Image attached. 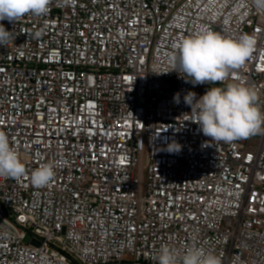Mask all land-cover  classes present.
I'll return each mask as SVG.
<instances>
[{"label":"built area","instance_id":"built-area-1","mask_svg":"<svg viewBox=\"0 0 264 264\" xmlns=\"http://www.w3.org/2000/svg\"><path fill=\"white\" fill-rule=\"evenodd\" d=\"M0 23L13 32L0 131L26 168L0 177V264H157L165 245L264 264V134L210 141L183 102L195 86L168 59L201 28L250 35L245 65L201 95L243 80L264 112V13L251 0H52L46 16ZM44 163L55 177L36 188Z\"/></svg>","mask_w":264,"mask_h":264},{"label":"clouds","instance_id":"clouds-1","mask_svg":"<svg viewBox=\"0 0 264 264\" xmlns=\"http://www.w3.org/2000/svg\"><path fill=\"white\" fill-rule=\"evenodd\" d=\"M67 5L69 0H59ZM52 0H0V21L14 25L26 15L46 16ZM258 13H264V0H251ZM42 33L35 31L33 38L39 39ZM13 39L12 30L0 23V46ZM169 54L171 71L191 83L217 84L228 81L234 70L240 69L254 51V41L250 35L231 38L211 29L201 28L196 33L182 38L173 44ZM170 72V71H169ZM167 73V72H166ZM180 103V94L174 95ZM257 92L243 80L227 83L226 87H210L197 97L193 91L183 96V102L191 108V121L199 126L210 141L230 143L239 139L264 134V112L257 104ZM181 149L174 140L167 145L168 152ZM26 174V168L19 153L10 147L9 137L0 131V177L18 179ZM55 177L54 165L41 164L30 175L31 184L36 188L47 186ZM157 264H221V259L197 246L183 250L162 246L153 257Z\"/></svg>","mask_w":264,"mask_h":264},{"label":"rangeland","instance_id":"rangeland-1","mask_svg":"<svg viewBox=\"0 0 264 264\" xmlns=\"http://www.w3.org/2000/svg\"><path fill=\"white\" fill-rule=\"evenodd\" d=\"M203 91H204V86L202 84L195 86V93L197 94V97L201 96Z\"/></svg>","mask_w":264,"mask_h":264}]
</instances>
